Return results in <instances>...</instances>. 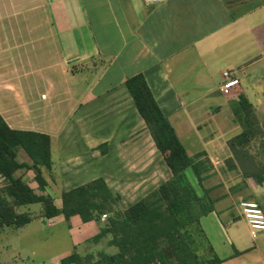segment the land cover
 <instances>
[{
    "label": "crops",
    "instance_id": "obj_1",
    "mask_svg": "<svg viewBox=\"0 0 264 264\" xmlns=\"http://www.w3.org/2000/svg\"><path fill=\"white\" fill-rule=\"evenodd\" d=\"M45 5L53 34L39 38V67H29L33 52L25 51L29 69L25 62L20 90L13 83L15 91L0 93V113L11 127L51 137L45 191L50 180L59 179L62 193L102 177L120 190L125 208L171 176L125 86L141 73L188 155L201 161L200 183L192 167L185 175L212 200L199 222L223 259L217 264H264V231L253 236L239 208L241 199H254L264 212V0ZM224 70L240 81L227 95L220 91ZM240 93L252 106L254 124L248 140L231 148L230 140L245 129L233 112ZM17 157L30 163L21 149ZM30 171L19 168L15 175L32 187ZM61 193L54 197L58 207ZM46 219L68 228L71 248L64 255L100 228L77 214L66 222L63 215Z\"/></svg>",
    "mask_w": 264,
    "mask_h": 264
},
{
    "label": "trees",
    "instance_id": "obj_2",
    "mask_svg": "<svg viewBox=\"0 0 264 264\" xmlns=\"http://www.w3.org/2000/svg\"><path fill=\"white\" fill-rule=\"evenodd\" d=\"M125 86L135 107L145 122L155 146L160 151L171 176L143 197L125 208L119 205L115 193L102 177L64 190L61 206L47 193L45 176L53 165L49 134L11 127L0 113V230L6 226L22 227L35 217L18 207L41 204V217L63 215L66 220L77 214L86 222H99V231L88 241L98 243L107 238L114 252L98 251L82 255L76 249L60 258L59 264H217L221 259L214 252L200 225L201 215L212 209L207 191L200 193L185 175L192 167L201 181V161L188 155L173 125L159 107L143 74L129 76ZM245 129L230 140L231 148L243 145L252 132L253 111L246 96L238 95L233 108ZM23 150L30 163L19 161ZM19 168L31 169L41 193L28 184ZM248 174L249 172H246ZM106 217L101 219L102 214ZM237 251H235L236 253Z\"/></svg>",
    "mask_w": 264,
    "mask_h": 264
},
{
    "label": "rangeland",
    "instance_id": "obj_3",
    "mask_svg": "<svg viewBox=\"0 0 264 264\" xmlns=\"http://www.w3.org/2000/svg\"><path fill=\"white\" fill-rule=\"evenodd\" d=\"M46 1L0 0V93H7L8 89L15 91L13 83H16V90H20L19 78H22L24 74L25 62L27 67L29 64L23 55L25 51H29L31 48L33 52L32 66L29 64V67L33 71L39 67L38 60L34 55V52L39 49V38L53 34L45 10ZM46 44L48 48L54 49V44L49 42ZM33 173L31 170L30 174ZM52 174L54 177L57 175L55 170H52ZM48 175L46 174L47 177ZM32 180V187L36 192L41 193L34 176ZM2 182L3 179L0 177V184ZM50 182L51 195L53 198L59 199L63 189L62 186H59V179L50 180ZM126 189L128 192L133 190L130 187L123 188V190ZM112 190L119 193L118 201L125 205L120 190H115V188ZM134 196L129 195L128 198L131 199ZM18 210L28 211L35 218L22 227L7 226L2 229V232L0 231V264H58V256L64 255L71 248L68 228L64 223L51 225L52 221L41 217L40 203L21 206L18 207ZM100 250L114 252L116 248L109 246L107 238H104L98 243L90 242L87 239L77 249L82 255L92 252L95 257Z\"/></svg>",
    "mask_w": 264,
    "mask_h": 264
},
{
    "label": "built area",
    "instance_id": "obj_4",
    "mask_svg": "<svg viewBox=\"0 0 264 264\" xmlns=\"http://www.w3.org/2000/svg\"><path fill=\"white\" fill-rule=\"evenodd\" d=\"M145 3H157L163 0H143ZM223 81L220 86V91L227 95L230 93L231 89L239 85V78L234 75L231 70H224ZM239 208L241 214L246 219L251 234L256 236L261 231H264V212L260 204L254 199H241L239 201ZM106 214H102L101 218L104 219Z\"/></svg>",
    "mask_w": 264,
    "mask_h": 264
}]
</instances>
